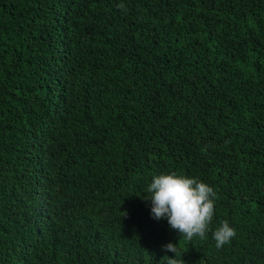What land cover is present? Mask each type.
<instances>
[{"label": "trees", "instance_id": "obj_1", "mask_svg": "<svg viewBox=\"0 0 264 264\" xmlns=\"http://www.w3.org/2000/svg\"><path fill=\"white\" fill-rule=\"evenodd\" d=\"M171 172L213 188L206 238L153 218ZM168 243L264 264V0H0V264H166Z\"/></svg>", "mask_w": 264, "mask_h": 264}, {"label": "clouds", "instance_id": "obj_2", "mask_svg": "<svg viewBox=\"0 0 264 264\" xmlns=\"http://www.w3.org/2000/svg\"><path fill=\"white\" fill-rule=\"evenodd\" d=\"M147 191L151 193L147 199L152 202L151 214L154 219L166 218L170 227L186 240L206 238L215 211L216 194L211 186L196 178L171 172L155 176ZM235 235V229L225 221L213 233L215 246L222 248ZM163 248L175 253V258H163L166 264H185L183 259H179L181 250L177 243H168Z\"/></svg>", "mask_w": 264, "mask_h": 264}]
</instances>
